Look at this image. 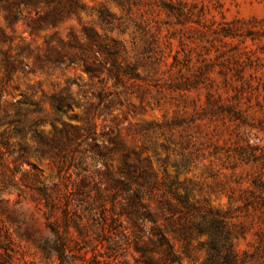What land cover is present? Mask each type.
Wrapping results in <instances>:
<instances>
[{
	"label": "rangeland",
	"instance_id": "obj_1",
	"mask_svg": "<svg viewBox=\"0 0 264 264\" xmlns=\"http://www.w3.org/2000/svg\"><path fill=\"white\" fill-rule=\"evenodd\" d=\"M76 1L74 14L32 34L0 9V61L22 63L6 83L0 66V235L11 264H207L210 234L222 237L215 213L237 260L224 263L219 247L208 264H264V1ZM83 28L117 52L118 84L37 62L48 41L59 50L56 38L82 39ZM66 88L81 104L100 89L118 96L114 120H94L98 142L114 138L116 150L97 155L88 140L63 158L38 153L32 123L46 117L38 130L50 133L49 97ZM21 95L41 112H17ZM70 106L67 117L81 118ZM115 179L126 192L109 187ZM132 203L137 214L126 215Z\"/></svg>",
	"mask_w": 264,
	"mask_h": 264
},
{
	"label": "trees",
	"instance_id": "obj_2",
	"mask_svg": "<svg viewBox=\"0 0 264 264\" xmlns=\"http://www.w3.org/2000/svg\"><path fill=\"white\" fill-rule=\"evenodd\" d=\"M78 8H80V6L76 0H0V9L3 11V19L7 26L20 23L29 34L42 30L43 27H55L56 24L62 20L64 15L74 14ZM23 9L27 10L29 14L33 13V16H23L21 14ZM82 33L84 35L82 39H76L71 34H69V39L66 42L56 38L59 50L48 47L50 45L48 41L46 43L47 48L45 53L37 57L39 65L48 64L53 67L78 66L81 69L80 71L88 76L89 80L98 77L102 72H106L108 75H111L118 84L120 67L116 61L117 52L109 47L104 39L97 37L91 29L83 28ZM4 39H6L5 34L0 29V42L4 41ZM21 64V61L10 59L6 54L2 53L0 66L3 70V83H6L10 79V70ZM101 81L102 80H99V82ZM73 85L78 88V92L85 93L80 89L81 85L76 81L71 82L69 87ZM67 90L66 88L64 94L59 92L49 97V102L54 112V116L50 123V133H44L38 130V128L42 127L45 123L46 117L41 116L32 123L30 131L32 133V138L39 144L37 149L38 153L41 156L52 154L58 158H63L67 146L74 145L73 147H78L79 144H85L88 140L93 142L91 146L97 155L102 151L116 150L117 143L114 138H107V140H104L105 142H98L101 133L97 131L99 125L94 122V120L109 115L111 119L114 120L115 117L112 116L111 111L112 106L118 100V96L111 91H103L100 89L94 95L96 102L88 101L81 104L78 100L74 101L71 97V93L67 92ZM109 92H111V95ZM71 102L77 108H83V110H81V118L67 117V113L71 108ZM14 105L17 107V112L19 113L23 107H30L34 112H41L39 102L31 100L25 95H21L20 99L15 101ZM62 117L67 120L58 123ZM73 121H76L78 124H74ZM101 128H106V125L102 124ZM19 132L20 130L17 128V133ZM52 133L53 135L51 136L50 134ZM82 161L83 159L81 162ZM109 187L115 190L117 189L116 192L127 191L126 184L120 179L113 180ZM35 189L47 198L43 188L37 187ZM132 205L133 203L130 205V210L125 212L126 215L137 214ZM183 205L188 208L185 200ZM209 214H213L212 211H209ZM213 215L215 216V225L212 226L211 229H222V237L221 240H218L214 236V233L210 234L209 241L207 242L209 249L207 264L208 262L215 261V256L219 251V247L225 250L224 263L236 262L237 256L232 251L229 234L227 231L223 230L224 216L219 213ZM179 233H181L183 239L186 240L184 236L185 229H181ZM155 237L158 247H166L165 260L169 259L170 261L176 262L177 258L171 252V248L167 243L164 233L161 230H157ZM0 250H2L0 264H11V256L9 255L11 249L8 246L7 237L3 234L0 235ZM185 251L187 252L186 249Z\"/></svg>",
	"mask_w": 264,
	"mask_h": 264
}]
</instances>
